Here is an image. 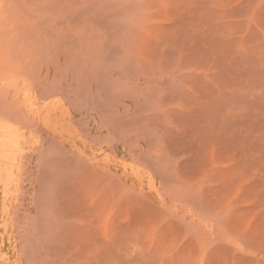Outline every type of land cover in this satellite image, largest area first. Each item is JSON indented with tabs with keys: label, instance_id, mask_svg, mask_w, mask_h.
I'll use <instances>...</instances> for the list:
<instances>
[{
	"label": "rangeland",
	"instance_id": "obj_1",
	"mask_svg": "<svg viewBox=\"0 0 264 264\" xmlns=\"http://www.w3.org/2000/svg\"><path fill=\"white\" fill-rule=\"evenodd\" d=\"M0 264H264V0H0Z\"/></svg>",
	"mask_w": 264,
	"mask_h": 264
}]
</instances>
